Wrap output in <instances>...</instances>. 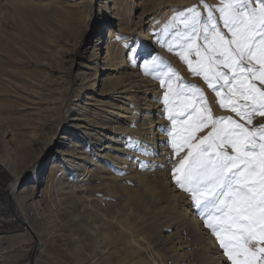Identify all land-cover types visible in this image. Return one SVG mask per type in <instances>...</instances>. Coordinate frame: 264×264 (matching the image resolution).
<instances>
[{
    "label": "bare ground",
    "instance_id": "bare-ground-1",
    "mask_svg": "<svg viewBox=\"0 0 264 264\" xmlns=\"http://www.w3.org/2000/svg\"><path fill=\"white\" fill-rule=\"evenodd\" d=\"M87 1L91 3L94 0H74L73 3L69 0H0V133H7L3 131L1 124L8 120L7 107L15 101L23 102L24 107L27 102L36 103L28 108L33 110L36 117L37 132H43L45 136L47 131L46 141L39 144L42 147L37 157H32L28 162L25 160L26 165L19 162V172L9 168L14 181L8 189L0 188V222L19 229L18 232L23 238L36 240L37 252L41 247L43 234L38 231L39 211L31 217L28 216L36 202H32V197L27 199L26 188L21 190L22 185L28 183V191L36 196L50 187L55 172L60 167L62 194L64 193L67 201H74L77 198L65 183L75 179L73 181L76 184L87 183L88 188L96 189L97 186H91L92 182H89L94 175L92 167L98 163H108L117 166L121 172L120 178L111 179L119 190L115 197L118 196L122 203V210L115 217L103 219V226L117 231L118 240L107 243L105 256L102 251L94 254V258L101 257L93 260L95 263L149 264L139 257L141 254L138 255L137 251L141 250L137 245L140 241L137 229L135 232L124 227L117 218L124 220L133 212H144L148 203L156 202V209L165 220L162 237L167 242L168 251L173 255L171 259L174 264H183L187 232L200 250L220 264L223 259L219 249L211 243L206 228L200 227L193 208L188 206V202L181 203V194L170 181L167 182L170 175L167 176L172 171L170 165L175 163V156L171 146H166L168 141L162 131L161 112L156 106V87L151 79L144 77L140 69L131 70L128 65L131 53L128 61H119L118 58L121 47L116 38L123 29L132 32L136 25L143 26L141 17L136 23L128 19L125 26L118 24L117 29L110 28V40H107L104 49L99 45L100 37L90 41L89 48L84 49L79 46L78 39L81 25H86L88 16L82 15L85 8L81 3ZM109 2L111 8L106 6ZM108 11H111L110 18L120 16L117 0L102 3L98 0V15L107 18ZM118 20L120 23L122 18L119 17ZM148 20L146 33L149 34L156 27L157 21L151 18ZM46 48L50 51L47 55L53 53L52 49L56 51L53 54L57 58L52 57L53 64L48 69L26 68L31 63H35V67L43 66L46 62L40 56V49ZM71 68L76 69V72L73 79L68 80ZM54 71L59 72L56 78L53 77ZM53 81H56L55 86L49 88ZM88 103V106L100 113L98 119L94 120L90 115ZM51 149L55 150V155L48 173L42 178L41 173L45 170L43 158ZM156 171L162 172V183L166 188L164 192L151 187L148 182L151 173ZM42 182L47 184V188L40 189L39 184ZM81 203L79 208L82 213L85 205L82 201ZM72 224L78 233L86 232L85 227ZM137 237L139 241L135 240ZM124 246H131L137 251L120 254V248ZM87 251L88 255L93 252L88 246Z\"/></svg>",
    "mask_w": 264,
    "mask_h": 264
},
{
    "label": "rangeland",
    "instance_id": "rangeland-1",
    "mask_svg": "<svg viewBox=\"0 0 264 264\" xmlns=\"http://www.w3.org/2000/svg\"><path fill=\"white\" fill-rule=\"evenodd\" d=\"M69 1L70 3H73L74 0ZM103 1L108 2L110 0H99L101 3ZM117 3L120 14L118 18H122L120 23L118 18H110L112 10L107 12V18L98 15V0H94L91 3H89V1L81 3V6L85 8L84 14L82 15L86 16V14H88V16H86V25L84 23L81 25V35L78 39L80 42L79 46L84 47V49L89 48L88 43H90V41H95L96 37H100L99 45L101 49H104L107 40H110L108 39V30L110 28L114 29L115 27V29H117L116 27L118 24L125 26L128 19H130L133 23H136L141 17L143 26L136 25L132 32L127 29H123L121 30L122 32H120V36H118L120 40H117L116 38L117 41H120L118 43L121 47L119 49L118 58L119 61H122L121 59H123V61H128L129 54L131 53V60L128 64L131 66V70L139 71L140 69L144 77L151 79L154 87H156V106L157 110L161 112L162 131L168 142L172 137L166 135L165 133L169 131L175 132L177 130V126L172 125L171 121L168 119V112L166 111L168 106L164 103V94L168 91V89L166 83L163 86L161 85V81L158 78L161 73H168V75L171 76L173 91L169 95L170 99L174 98L173 103L175 106H179L184 101L185 97L178 95L181 90L189 96L194 91L191 87H183V84L194 85L203 93L207 106L211 109L213 119L231 117L233 120L245 123V121L236 116V114L232 112L229 107L221 106V97L229 94L228 89H223L221 96L218 97L216 93L208 87V83L204 81L202 75H196L190 71L187 62L181 59L179 55V44L174 42V39L177 38L176 33L183 32L185 29L180 23L181 17L177 15V12L172 11V9L183 11L190 6H194L200 11L201 17L204 18L208 14V9L204 5H212L214 6L213 14L218 17L219 12L217 9L223 6L221 0H204V4L201 3V0H117ZM106 6L111 8L112 5L109 2V5L106 4ZM185 16H187V13H185ZM149 18L154 19L155 22L157 21V25L153 31L151 30L148 34L146 32L149 27V24H147ZM112 24L113 26L111 27ZM220 27L222 31L227 32V29L223 28L222 21L220 22ZM63 42L64 41H62V43ZM197 44L202 45L203 40H197ZM170 46L172 50H170ZM87 50L90 51L89 49ZM40 51V56L46 63L40 67H35V63H31L30 65H26V68L48 69L49 66L53 64L52 57L57 58L53 54L56 53L53 49V53H50V55H47V53L50 52L47 48L44 50L40 49ZM133 54L134 59L132 58ZM57 55L60 56L58 53ZM152 58H156L154 62L156 65L155 71L153 70L152 65L144 63L145 60H152ZM188 58L193 61V63L197 60L194 53L190 54ZM257 67H259L258 64ZM127 69L131 71L130 68ZM169 69L172 71H169ZM220 70L228 72V69L223 67H221ZM75 72L76 69L71 68L68 72L67 79H73ZM173 72H175V75L172 74ZM58 76L59 72L54 71L53 77L56 78ZM165 80H167L166 77ZM55 83L56 81H53V83L49 85V88H53ZM221 83L223 82L221 81ZM257 86H260L258 81ZM23 96L26 97L29 95ZM72 100L74 99L72 98ZM239 102L241 104L246 103L243 100H240ZM33 105H36V103L27 102V105L24 107L23 102L17 103L15 101L7 107L8 120H3L4 123L1 124L3 131H6L7 133L5 135L0 133V188L2 190L8 189L10 184L14 181V176L10 173L9 168L15 170V172H19L17 166L24 164L25 160L28 162L32 157H37V154L40 152L42 147L39 144L46 141L47 131H45V136H43V132H37L36 128L38 127L36 126V117H34L35 115L33 114V110L28 108ZM88 105H90V103L87 104V108L90 110L89 113L92 118L94 120L98 119L100 113ZM173 110L175 111V108ZM258 123H264V118L257 116L254 118L252 125L246 126L251 128ZM210 131V123L208 127L203 130L195 131L193 133L194 142L207 135ZM228 150L231 151L230 149ZM172 151L174 153L173 149ZM185 152L186 149L180 153V156L174 155L175 163L178 162L180 157L183 156ZM54 155V149L48 150L44 155L43 168L45 170L41 173L42 178L46 173H48L50 163ZM173 165H170V169ZM92 168L94 175L89 179V182L91 181L94 183H91V186H97L96 189L88 188L87 183L84 185V183L80 182V186L78 183H74L73 180L75 179H71L65 183L69 186V188H71L73 194L76 196L74 197L77 198V200L75 199L74 201H67L66 197L64 198L63 196L64 193L62 194L63 191L61 186L63 180L61 181L60 178L62 174L60 167L56 170L52 183H49L50 187H45L47 184H43V182L41 185L39 184L40 189L47 188L45 189L47 191L43 190V192L34 196L30 190L28 191V183L22 185L21 190L26 188L25 196L27 199L32 197V202H36L33 210L28 212V216L31 217L32 214L39 211L37 215V221H40L38 223V231L43 232L41 247L37 250L34 257L36 264H97L94 261L96 258L100 259L101 257L99 256L94 258L93 255L102 251V255L105 256L104 253H106L108 249H106L107 243L117 242V231L109 229L105 225L103 226V219L115 217L116 214H119L117 212L122 210V203L120 202L118 196L117 198L115 197V194H119V190L117 186H114V181L111 179L120 178L121 172L117 169V166H111L108 163H98ZM105 170L106 173H104ZM171 172L167 176L169 177L170 175L167 182L170 181L177 192L181 194L180 202H188V206L192 207V201L190 200L188 194L178 188L174 182ZM88 176L89 175H87V177ZM99 176L103 177L101 178ZM162 179V172L156 171L151 173L148 182L151 187L164 192L166 188L163 186ZM122 183L126 184L125 182ZM86 185L87 187H85ZM126 186L131 187L128 184H126ZM79 198L81 200H79ZM81 201L86 206H84V211L82 213L79 208L82 204ZM156 208V202L148 203L144 212H133L131 216L125 218L124 220L117 218V221H121L124 227L131 228L135 232V229H137V233L140 234V241L138 238L139 236L135 240L139 241L137 245H139L138 248H140L141 251H137L131 246H124L120 248V254H129L130 252L137 251L139 252L138 255L141 254L139 257L144 258L149 264H174L173 259H171L173 255L168 251L167 242H165L162 237L164 233L162 228L164 227L165 220L161 218ZM85 212H88V214L85 215ZM100 215L102 218H100ZM194 215H196L195 219L199 221L198 223L200 227L206 228L205 231L208 233L211 243L219 249V254L224 260V262H221L223 261L221 260L219 263L230 264V262L227 261L226 256L223 254V250L219 247L215 236L204 225L200 215L196 212H194ZM71 222L75 223L79 227H85L84 231L86 232H81V234L78 233L77 229L74 228V225ZM18 231L19 229L15 228L13 225H7L0 222V264L27 263L34 241L23 238L20 236ZM102 241H105L103 242L104 244ZM185 243L187 247L185 250L186 254L183 257V264H217V261L214 260L212 256L200 250V247H198L191 238V234L189 232L185 234ZM87 246L91 247V250L93 251L90 255H88L89 252L87 251ZM102 247H105V249Z\"/></svg>",
    "mask_w": 264,
    "mask_h": 264
},
{
    "label": "snow or ice",
    "instance_id": "snow-or-ice-1",
    "mask_svg": "<svg viewBox=\"0 0 264 264\" xmlns=\"http://www.w3.org/2000/svg\"><path fill=\"white\" fill-rule=\"evenodd\" d=\"M221 3L218 17L212 5H204L208 9L204 18L194 6L172 9L185 29L176 33L174 42L190 71L202 75L218 97L228 89L220 104L245 123L231 117L213 119L203 93L194 85L183 84L194 91L189 96L181 90L178 95L185 97L184 101L175 106L169 95L173 91L171 76L161 73V85L166 83L168 89L164 94L168 119L177 126L175 132L165 133L172 137L166 146L170 145L176 156L186 149L171 175L188 194L192 208L215 236L227 261L264 264V123L246 126L257 116L264 118V0ZM221 21L227 32L221 30ZM200 39L202 45L197 44ZM192 53L197 57L195 63L188 58ZM155 59L144 61L154 71ZM209 123L211 131L194 142L193 133Z\"/></svg>",
    "mask_w": 264,
    "mask_h": 264
},
{
    "label": "water",
    "instance_id": "water-1",
    "mask_svg": "<svg viewBox=\"0 0 264 264\" xmlns=\"http://www.w3.org/2000/svg\"><path fill=\"white\" fill-rule=\"evenodd\" d=\"M36 246H37V241L35 240L34 241V245L32 246V248L30 250L27 264H33L34 257H35V254H36Z\"/></svg>",
    "mask_w": 264,
    "mask_h": 264
}]
</instances>
